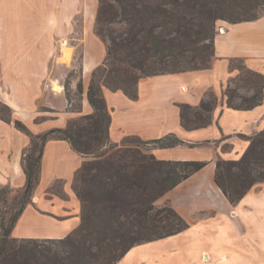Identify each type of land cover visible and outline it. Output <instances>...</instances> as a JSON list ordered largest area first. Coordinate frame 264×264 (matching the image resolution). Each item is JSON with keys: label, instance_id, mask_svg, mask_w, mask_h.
<instances>
[{"label": "crops", "instance_id": "crops-1", "mask_svg": "<svg viewBox=\"0 0 264 264\" xmlns=\"http://www.w3.org/2000/svg\"><path fill=\"white\" fill-rule=\"evenodd\" d=\"M0 1L5 4L10 0ZM16 1V9L14 3L5 9L0 3V28L7 25L12 36L17 35L21 21L22 0ZM48 1L62 5L53 17L59 18L68 32H75L78 19H82V37L76 39L77 45L70 44V63L74 68L81 49L80 72L87 92L93 71L107 56V45L96 34L99 0ZM34 16L30 12L29 34L36 31ZM218 31L210 69L142 78L136 100L121 91L104 89L111 113V143L120 144L128 137L152 142L174 134L183 142L181 145L162 148L149 144V153L159 161L207 163L159 201L176 210L189 227L179 234L135 245L117 264H264V182L255 185L242 201L232 204L215 181L217 162L239 161L252 139L264 131V100L252 110H236L228 107L224 95L227 86L240 74L233 67L234 62L242 60L249 70L264 75V15L237 24L221 21ZM57 82V78L51 80V90L38 98L40 104L56 113L55 117L37 122L39 114L35 107L11 106L15 118L34 134L64 129L70 120L94 113L86 93L81 112L71 111L64 90H54ZM210 93L218 99L212 123L200 129H185L179 105L198 107L208 100ZM30 144V138L14 123L0 122V189L25 188L22 158ZM87 161L88 156L76 152L67 140L46 142L40 183L12 232L14 238L63 240L80 227L82 202L74 183Z\"/></svg>", "mask_w": 264, "mask_h": 264}, {"label": "trees", "instance_id": "trees-1", "mask_svg": "<svg viewBox=\"0 0 264 264\" xmlns=\"http://www.w3.org/2000/svg\"><path fill=\"white\" fill-rule=\"evenodd\" d=\"M260 8L264 11V0H99L96 34L106 43L107 56L93 71L87 92L82 79L77 85L80 98L86 93L94 113L70 120L64 129L42 134L32 133L22 120L14 119L10 108L9 117L0 115L31 141L22 158L27 184L13 198L9 211H2L1 204L8 203L13 189H0V264H88L99 259L102 264H117L135 245L186 230L189 223L170 206L153 214L155 202L207 163L159 161L151 154L144 156L131 149L103 159L105 155L98 153L111 143V113L104 89L121 91L136 100L142 78L210 69L218 23L256 20L264 15L255 12ZM237 62L242 64L238 70L247 74L243 81L252 82L256 91L236 106L233 100L237 91L229 84L224 91L227 105L252 110L264 100V75L249 70L242 60ZM66 96L70 110L81 112L82 106L74 110L69 93ZM209 98L198 107L179 105L185 129H200L212 123L218 99L213 93ZM50 139L67 140L79 154L94 157L84 163L74 183L82 202V224L63 240L16 239L12 232L40 183L44 147ZM128 142L162 148L183 143L174 134L152 142L128 137ZM261 147L264 148V131L252 139L239 161L217 162L216 184L232 204L242 201L256 184L264 182ZM166 184L162 192L154 193L155 186ZM41 241H60L72 246L73 253L67 258L60 256L42 246Z\"/></svg>", "mask_w": 264, "mask_h": 264}, {"label": "rangeland", "instance_id": "rangeland-1", "mask_svg": "<svg viewBox=\"0 0 264 264\" xmlns=\"http://www.w3.org/2000/svg\"><path fill=\"white\" fill-rule=\"evenodd\" d=\"M5 9L8 5H16L15 0L0 1ZM10 3V4H9ZM64 5V3H63ZM60 3H52L48 0H22L20 4V27L16 29L17 35L12 36L10 28L5 25L4 29L0 28V115L9 117L12 107L26 108L35 107L38 111L37 122H42L45 118L55 117L56 113L38 102V98L45 95L51 90V80L59 79L54 85L55 91L64 90L65 94L69 93L74 110L82 106V99L75 88V83L81 79L80 61L82 51L79 49L77 60L74 63V68L71 65L73 49L71 45H77L79 42L76 39L82 37L83 23L79 18L75 32H68L67 28L61 23L59 18L53 17L54 13L59 11ZM67 6V4H66ZM92 6V4H91ZM35 15L34 22L36 31L33 34L28 33L29 14ZM258 14H263V9L255 11ZM2 27V26H1ZM219 31H217L218 34ZM66 41V42H65ZM64 43V44H63ZM62 56L61 55V46ZM61 63L69 66H62ZM240 62H234L233 67L239 69ZM247 78V74L240 72L230 86L237 91L233 100L234 105L241 106L243 98L250 99L255 94L254 84L246 83L243 80ZM61 83V84H60ZM62 86V87H61ZM253 93L250 95V93ZM210 98H208V101ZM12 106V107H11ZM10 108V112H9ZM2 120L0 119V122ZM259 135V134H258ZM130 141V140H129ZM149 145L143 143L128 142L125 139L118 147L109 146L101 150L98 155L104 154L103 159L114 156L117 152H122L131 149L140 152L141 155L150 156ZM263 152L264 148H259ZM264 158V153L260 155ZM94 160V157L89 156L88 161ZM258 185V184H256ZM166 185L155 186L154 193L162 192ZM19 190L13 192L7 197L8 203L1 204L2 211H9L13 205V198L18 194ZM166 195V194H165ZM164 195V196H165ZM160 197L155 202V211L164 209L169 206L159 203L164 197ZM165 213L161 214L164 215ZM40 244L46 248H50L60 256L69 257L73 253L72 246L63 244L60 241H41ZM68 262V260H67ZM96 264H102L101 259L92 261ZM92 262L88 263L91 264Z\"/></svg>", "mask_w": 264, "mask_h": 264}, {"label": "built area", "instance_id": "built-area-1", "mask_svg": "<svg viewBox=\"0 0 264 264\" xmlns=\"http://www.w3.org/2000/svg\"><path fill=\"white\" fill-rule=\"evenodd\" d=\"M220 32H224V31H223V28H220Z\"/></svg>", "mask_w": 264, "mask_h": 264}]
</instances>
